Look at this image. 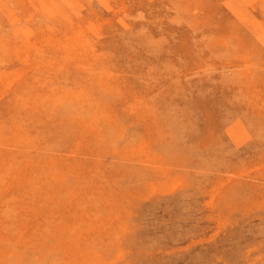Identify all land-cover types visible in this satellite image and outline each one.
I'll return each instance as SVG.
<instances>
[{
  "label": "rangeland",
  "instance_id": "obj_1",
  "mask_svg": "<svg viewBox=\"0 0 264 264\" xmlns=\"http://www.w3.org/2000/svg\"><path fill=\"white\" fill-rule=\"evenodd\" d=\"M0 264H264V0H0Z\"/></svg>",
  "mask_w": 264,
  "mask_h": 264
},
{
  "label": "bare ground",
  "instance_id": "obj_2",
  "mask_svg": "<svg viewBox=\"0 0 264 264\" xmlns=\"http://www.w3.org/2000/svg\"><path fill=\"white\" fill-rule=\"evenodd\" d=\"M230 121V120H229ZM240 121V120H239Z\"/></svg>",
  "mask_w": 264,
  "mask_h": 264
}]
</instances>
